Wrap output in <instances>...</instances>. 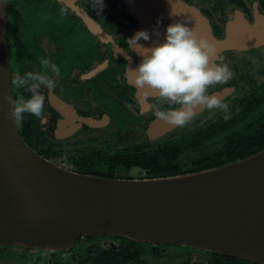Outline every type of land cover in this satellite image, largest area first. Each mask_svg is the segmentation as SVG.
I'll use <instances>...</instances> for the list:
<instances>
[{"label":"flooded vegetation","instance_id":"af4514ba","mask_svg":"<svg viewBox=\"0 0 264 264\" xmlns=\"http://www.w3.org/2000/svg\"><path fill=\"white\" fill-rule=\"evenodd\" d=\"M180 1L204 17L217 40H225L237 20L239 35L253 26L264 33V0ZM104 4L98 14L94 0H6L11 81L28 71H46L56 81L55 89H41L46 98L43 115L25 114L17 122L32 148L72 171L146 178L170 176L151 175L149 170L160 165L173 164L182 171L179 174L194 172L201 162L213 160L217 153H232L244 141L247 150L264 144V42L234 46L214 60L227 64L233 73L226 84L209 88V94L222 97L227 112L201 109L186 126L173 127L154 114L157 108L167 109V102L138 89L127 71L141 59L140 50L127 40L142 29L150 34L154 28L161 31L157 20L143 18L142 0ZM164 39L160 37L161 42ZM151 42L140 41L146 47ZM42 58L55 63L59 75L42 69ZM11 87L16 99L31 97V92L12 83ZM132 158L146 165L117 166ZM118 242L110 236L102 240L114 248ZM144 243L139 251L146 264H250L189 246ZM36 251L0 244V264H46L71 257V250L52 258Z\"/></svg>","mask_w":264,"mask_h":264},{"label":"water","instance_id":"95a60500","mask_svg":"<svg viewBox=\"0 0 264 264\" xmlns=\"http://www.w3.org/2000/svg\"><path fill=\"white\" fill-rule=\"evenodd\" d=\"M142 2L146 21L161 19V36L174 20L187 22L214 42L216 58L234 46L264 42L256 26L239 35L238 20L225 40H217L204 17L180 0ZM7 24L6 0H0L1 245L52 256L72 250L79 238L120 236L264 264V150L221 166L162 177L112 178L65 169L32 148L9 119L6 96L15 97Z\"/></svg>","mask_w":264,"mask_h":264},{"label":"clouds","instance_id":"9594fccd","mask_svg":"<svg viewBox=\"0 0 264 264\" xmlns=\"http://www.w3.org/2000/svg\"><path fill=\"white\" fill-rule=\"evenodd\" d=\"M104 7V0H94V9L98 14ZM170 16H174L172 11ZM161 22L158 19L157 25ZM152 35L156 37L155 40H152ZM161 35L158 28H154L152 34L142 29L127 40L131 47L140 50L137 54L142 56L138 66L127 68L135 86L155 94L169 105L165 110L157 108L155 117L173 127H184L201 109L227 112L228 105L222 101V97L209 94L210 87L226 84L233 75L227 64L214 62L217 56L214 42L200 35L189 23L178 20L167 26L162 42ZM141 40L152 42L146 47L140 43ZM40 65L56 75L60 73V68L48 59L42 58ZM11 83L17 89L31 92V97L14 99L7 95L11 106L9 119L19 122L25 114L40 118L46 99L41 89H55L56 81L46 71H28L16 75Z\"/></svg>","mask_w":264,"mask_h":264},{"label":"trees","instance_id":"16d2710c","mask_svg":"<svg viewBox=\"0 0 264 264\" xmlns=\"http://www.w3.org/2000/svg\"><path fill=\"white\" fill-rule=\"evenodd\" d=\"M248 123L250 120H247ZM250 130H247V133ZM245 142V141H244ZM243 142V143H244ZM239 145L236 149H233L232 153H228L227 151L226 154L223 153H217L214 156V159L211 161H206V162H201L199 168L196 169L202 170L214 166H220L225 163H232L235 162L239 159L248 157L250 155H253L255 153H258L262 150H264V144L258 148V150H247L244 146V144ZM169 155V154H167ZM201 160L204 158V155H201ZM170 163V162H168ZM124 165L118 163L117 166H123L125 168L130 167L133 164L136 165H141L144 166L146 165L144 163V160H138V159H129L123 163ZM171 164V163H170ZM166 165H160L153 170H149L151 172V175L153 176H162V175H174V174H179L182 173L181 170H179L176 166L173 164ZM147 167V166H146ZM90 174H100L104 176H113V174H104L100 172H87ZM107 236H101L99 238H87L83 237L86 240H90V244L81 248L82 246L78 247L77 249H72V255L71 257L65 259V258H54L55 260L58 261H63L66 264H146L145 262L142 261L141 259V252L140 247L142 248V244H146L144 242H136L132 241L130 239H127L125 237H120V236H110L113 238H117L119 240L117 244V248H114L113 245L107 247L102 243L103 238ZM82 238H79L77 240L78 246H79V241ZM133 249V250H132ZM56 255V254H55ZM54 256V255H52ZM224 256V255H223ZM227 258L233 259V260H239L243 262H247L250 264H256L253 262H250L248 260H243V259H238L234 257H229L226 256ZM53 259V260H54ZM62 259V260H61Z\"/></svg>","mask_w":264,"mask_h":264},{"label":"rangeland","instance_id":"374dc122","mask_svg":"<svg viewBox=\"0 0 264 264\" xmlns=\"http://www.w3.org/2000/svg\"><path fill=\"white\" fill-rule=\"evenodd\" d=\"M89 241H90V240H86L85 238H82V239H80V241H79V246H78V243H77L76 246H75V248H73V249H77V248L80 247V246H82L81 248L83 249V247H85V246H87V245L90 244ZM115 244H116V242H115ZM36 252H38V253H42V254H47V253H48V252H44L43 250H37ZM71 255H72V252H71ZM68 258H69V257H68ZM13 262H15V261H13ZM13 264H16V262L13 263Z\"/></svg>","mask_w":264,"mask_h":264},{"label":"built area","instance_id":"2783aa9c","mask_svg":"<svg viewBox=\"0 0 264 264\" xmlns=\"http://www.w3.org/2000/svg\"><path fill=\"white\" fill-rule=\"evenodd\" d=\"M46 264H66L65 262H63V261H58V260H50V261H48Z\"/></svg>","mask_w":264,"mask_h":264},{"label":"bare ground","instance_id":"6f19581e","mask_svg":"<svg viewBox=\"0 0 264 264\" xmlns=\"http://www.w3.org/2000/svg\"><path fill=\"white\" fill-rule=\"evenodd\" d=\"M46 255V254H45ZM62 256V255H61ZM53 256H51V258H52ZM62 260V259H61Z\"/></svg>","mask_w":264,"mask_h":264}]
</instances>
